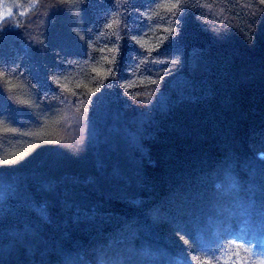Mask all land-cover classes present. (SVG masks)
Here are the masks:
<instances>
[{
	"label": "trees",
	"instance_id": "obj_1",
	"mask_svg": "<svg viewBox=\"0 0 264 264\" xmlns=\"http://www.w3.org/2000/svg\"><path fill=\"white\" fill-rule=\"evenodd\" d=\"M7 9L0 264H264L260 0Z\"/></svg>",
	"mask_w": 264,
	"mask_h": 264
},
{
	"label": "snow or ice",
	"instance_id": "obj_2",
	"mask_svg": "<svg viewBox=\"0 0 264 264\" xmlns=\"http://www.w3.org/2000/svg\"><path fill=\"white\" fill-rule=\"evenodd\" d=\"M86 2V0H85ZM260 3L264 4V0H260ZM178 14L176 16V24L178 25V30L174 29L175 31V37H173V39L175 40L176 38H178L181 34V29H182V22L180 20V17L182 15L186 14V11L180 8L179 3H174L172 5V7L169 9V12H173L175 10H178ZM12 12L11 9H7L6 12H0V23H3L5 20H7L10 16H11ZM197 20H199V17H196ZM257 23H259V21H257ZM205 31H207L206 28H204ZM98 75H103L102 73H98ZM153 83H155V81H153ZM260 158L264 159V153L260 154Z\"/></svg>",
	"mask_w": 264,
	"mask_h": 264
}]
</instances>
